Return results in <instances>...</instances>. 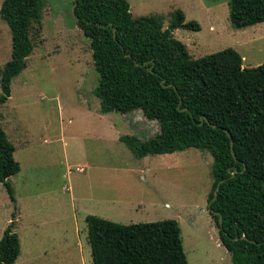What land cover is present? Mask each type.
Instances as JSON below:
<instances>
[{
  "label": "rangeland",
  "instance_id": "rangeland-1",
  "mask_svg": "<svg viewBox=\"0 0 264 264\" xmlns=\"http://www.w3.org/2000/svg\"><path fill=\"white\" fill-rule=\"evenodd\" d=\"M42 1L26 66L0 106V127L19 165L6 179L14 201L0 182V236L13 222L19 241L12 264H92L88 214L122 224L174 219L187 264H231L207 209L210 154L188 147L134 156L118 137L145 139L157 130L156 121L138 109L99 112L92 94L98 74L71 0ZM126 1L131 17L158 16L191 58L232 47L242 67L264 60V21L231 27L226 0ZM176 10L199 28L178 27ZM10 40L0 18V67L10 57Z\"/></svg>",
  "mask_w": 264,
  "mask_h": 264
},
{
  "label": "trees",
  "instance_id": "trees-1",
  "mask_svg": "<svg viewBox=\"0 0 264 264\" xmlns=\"http://www.w3.org/2000/svg\"><path fill=\"white\" fill-rule=\"evenodd\" d=\"M74 1L73 17L98 74L92 94L99 112L138 109L158 125L145 139H118L136 157L188 147L207 151L213 179L207 209L220 245L231 264H264V60L242 67L232 47L191 58L158 16L131 17L126 0ZM226 3L233 28L264 21V0ZM42 7V0L0 3L11 35L10 57L0 67V106L11 79L26 66L31 26L39 23ZM174 14L178 27L199 28L180 10ZM13 150L0 127V182L11 201L6 179L19 170ZM84 220L92 264H187L174 219L122 224L88 214ZM12 225L0 236V264H12L19 254Z\"/></svg>",
  "mask_w": 264,
  "mask_h": 264
},
{
  "label": "water",
  "instance_id": "water-1",
  "mask_svg": "<svg viewBox=\"0 0 264 264\" xmlns=\"http://www.w3.org/2000/svg\"><path fill=\"white\" fill-rule=\"evenodd\" d=\"M74 4H75V1L73 0V4H72V6H71V12H72V14H73V7H74ZM75 20H76V18H75ZM183 110H185V109H183ZM213 126H214V125H213ZM230 143H231V140H230ZM232 173H234V171H233ZM217 188H218V185L215 186V189H214V191H213L214 195H215V193H216Z\"/></svg>",
  "mask_w": 264,
  "mask_h": 264
},
{
  "label": "crops",
  "instance_id": "crops-1",
  "mask_svg": "<svg viewBox=\"0 0 264 264\" xmlns=\"http://www.w3.org/2000/svg\"><path fill=\"white\" fill-rule=\"evenodd\" d=\"M263 35H264V33H263ZM262 34L260 35V36H263ZM99 217V216H98Z\"/></svg>",
  "mask_w": 264,
  "mask_h": 264
}]
</instances>
